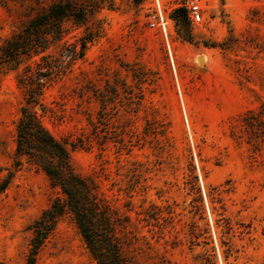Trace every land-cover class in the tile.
Wrapping results in <instances>:
<instances>
[{"label": "rangeland", "instance_id": "obj_1", "mask_svg": "<svg viewBox=\"0 0 264 264\" xmlns=\"http://www.w3.org/2000/svg\"><path fill=\"white\" fill-rule=\"evenodd\" d=\"M55 1L0 0V56ZM91 1L47 56L0 60V264H28L33 224L62 196L16 154L32 89L30 108L120 219L128 260L264 264V0ZM35 264H96L70 213Z\"/></svg>", "mask_w": 264, "mask_h": 264}, {"label": "trees", "instance_id": "obj_2", "mask_svg": "<svg viewBox=\"0 0 264 264\" xmlns=\"http://www.w3.org/2000/svg\"><path fill=\"white\" fill-rule=\"evenodd\" d=\"M93 10L91 0L53 2L7 40L1 48L0 60L19 62L25 56H47L49 48L64 35V24L72 21L83 25ZM85 46L86 41L83 48ZM74 54L75 50L71 48L64 53L69 58ZM51 72L38 71L36 77H47ZM34 93L36 96L33 97ZM40 93V89H32L22 107L15 150L18 156L41 168L62 196L57 197L35 220L28 264H35L37 251L64 213L73 217L96 264H135L123 254V240L118 231V225L122 224L120 219L100 197L95 183L75 171L66 142L58 139L41 116L30 108L29 103L37 102Z\"/></svg>", "mask_w": 264, "mask_h": 264}, {"label": "built area", "instance_id": "obj_3", "mask_svg": "<svg viewBox=\"0 0 264 264\" xmlns=\"http://www.w3.org/2000/svg\"><path fill=\"white\" fill-rule=\"evenodd\" d=\"M191 15L194 21H199L201 19V10L199 5L193 4L191 6Z\"/></svg>", "mask_w": 264, "mask_h": 264}, {"label": "water", "instance_id": "obj_4", "mask_svg": "<svg viewBox=\"0 0 264 264\" xmlns=\"http://www.w3.org/2000/svg\"><path fill=\"white\" fill-rule=\"evenodd\" d=\"M200 60H202V57L200 58Z\"/></svg>", "mask_w": 264, "mask_h": 264}]
</instances>
